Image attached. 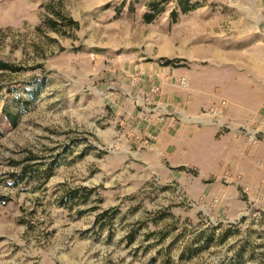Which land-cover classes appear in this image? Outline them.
I'll return each instance as SVG.
<instances>
[{"label":"rangeland","instance_id":"374dc122","mask_svg":"<svg viewBox=\"0 0 264 264\" xmlns=\"http://www.w3.org/2000/svg\"><path fill=\"white\" fill-rule=\"evenodd\" d=\"M0 59V264H264V136L199 118L264 120L255 2L0 0Z\"/></svg>","mask_w":264,"mask_h":264},{"label":"crops","instance_id":"0c3cea01","mask_svg":"<svg viewBox=\"0 0 264 264\" xmlns=\"http://www.w3.org/2000/svg\"><path fill=\"white\" fill-rule=\"evenodd\" d=\"M252 1L255 2V4H257L261 9H264V0H252ZM236 53L242 54L243 52L236 51ZM250 54L256 55L258 53L251 52ZM233 57L235 56L233 55ZM228 62H226L225 66H228V70L230 72L232 70L234 71L233 73H235L236 71L240 69V66L238 65L237 61L229 60ZM219 63H222V61L220 60ZM251 104L252 103H250V101L248 100L232 99L231 101H229L227 105L228 109L225 112L226 114L222 113L223 114L222 120H220L223 124L225 122V124L227 123L228 125H225L222 128H224L225 130H228L231 134H233L232 136H241L240 134L242 133V129L243 130L245 129L246 131L248 130L247 133L249 134L250 138L260 136V135L264 136V120L263 119L255 120V119H252L251 116L246 119L247 111L248 113L251 112V109L247 110L246 107L250 106ZM171 119L175 123L183 121L184 120L183 113L180 110H175V114ZM254 165L258 168L264 167V164L262 163L261 159H257ZM227 172L228 171H225L224 174L226 175L223 176V179L222 178L220 179V181L225 184V186H223V188L220 189V191L222 192L221 193L222 196H227L226 194H227L228 188L233 185L232 182L230 181V178L228 180L229 175ZM225 198L227 199V197ZM214 200L216 201L218 199H214Z\"/></svg>","mask_w":264,"mask_h":264},{"label":"built area","instance_id":"2783aa9c","mask_svg":"<svg viewBox=\"0 0 264 264\" xmlns=\"http://www.w3.org/2000/svg\"><path fill=\"white\" fill-rule=\"evenodd\" d=\"M176 84H177L178 88H180L182 90L187 89L189 87V76L186 73L181 74L176 79ZM224 104H225V102L221 101L217 106L209 108L205 112V114H203V115H201V117H199L200 121L212 123V124L216 125L218 128L224 127V124L220 123L218 121L221 108L224 106Z\"/></svg>","mask_w":264,"mask_h":264},{"label":"trees","instance_id":"16d2710c","mask_svg":"<svg viewBox=\"0 0 264 264\" xmlns=\"http://www.w3.org/2000/svg\"><path fill=\"white\" fill-rule=\"evenodd\" d=\"M182 10H185V7H183ZM14 71L15 69L7 62L0 59V71Z\"/></svg>","mask_w":264,"mask_h":264}]
</instances>
